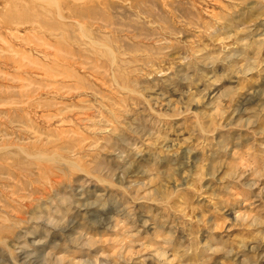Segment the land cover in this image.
<instances>
[{"label": "rangeland", "instance_id": "rangeland-1", "mask_svg": "<svg viewBox=\"0 0 264 264\" xmlns=\"http://www.w3.org/2000/svg\"><path fill=\"white\" fill-rule=\"evenodd\" d=\"M0 264H264V0H0Z\"/></svg>", "mask_w": 264, "mask_h": 264}, {"label": "bare ground", "instance_id": "bare-ground-1", "mask_svg": "<svg viewBox=\"0 0 264 264\" xmlns=\"http://www.w3.org/2000/svg\"><path fill=\"white\" fill-rule=\"evenodd\" d=\"M91 208H93V207L89 206V207H86L85 210H89V209H91Z\"/></svg>", "mask_w": 264, "mask_h": 264}]
</instances>
